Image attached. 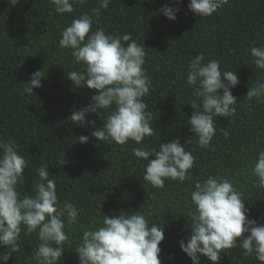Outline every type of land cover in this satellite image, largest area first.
I'll return each instance as SVG.
<instances>
[{
	"label": "trees",
	"instance_id": "1",
	"mask_svg": "<svg viewBox=\"0 0 264 264\" xmlns=\"http://www.w3.org/2000/svg\"><path fill=\"white\" fill-rule=\"evenodd\" d=\"M189 2L111 0L108 9H101L99 24L93 26L114 35L129 32L146 46L144 67L152 89L144 100L153 115L155 134L144 143L152 147L159 140L166 143L178 138L195 157L191 181L166 180L163 188H155L143 180L144 164L132 154V147L140 145L100 142L94 137L82 144L76 138L91 136L93 127L68 120L74 110L90 103L94 93L75 87L67 78L66 73L79 66L71 50L60 48L58 40L72 18L99 6L96 0L76 4L73 13L63 15L55 12L50 0H20L15 6L0 0V139H14L28 162L23 192H31L35 168L47 163L60 199L72 201L81 212L78 223L66 229L69 239L60 264H79L75 250L82 230L101 213H128L141 206L146 216L165 226L159 245L162 264H192L179 241L186 240L191 231L189 193L194 182L208 174L230 178L243 193L249 218L264 223V189L255 187L250 173V161L264 150V103L245 104L243 100L249 87L264 78V70L255 67L250 55L251 47L264 44V0H228L209 17L190 12ZM165 4L179 7L175 21L159 11ZM200 53L205 62L216 59L222 70L237 72L240 80L232 90L238 101L236 115L216 118L217 131L207 148L199 146L185 121L193 112L188 105L193 97L185 83L186 69ZM37 70H42V87L28 95L23 92L24 83ZM89 120L101 125L96 114H90ZM225 129L228 137L223 135ZM64 153L67 163L62 165ZM19 241V252L7 264H37V234L22 228ZM221 257L218 264H260L239 248L226 249ZM201 264L211 262L202 257Z\"/></svg>",
	"mask_w": 264,
	"mask_h": 264
},
{
	"label": "clouds",
	"instance_id": "2",
	"mask_svg": "<svg viewBox=\"0 0 264 264\" xmlns=\"http://www.w3.org/2000/svg\"><path fill=\"white\" fill-rule=\"evenodd\" d=\"M20 0H8L12 6ZM98 7L83 12L60 32L59 47L70 49L73 62L79 67L66 73L77 88L93 90L90 103L74 110L68 120L80 125H91V136L76 139L87 143L94 137L100 142L125 145L129 141L132 154L144 164L143 180L155 188H163L166 180L183 184L192 180L191 169L195 157L186 145L174 139L158 142L149 147L144 141L155 134L152 112L147 111L144 97L151 95L152 80L145 65V44L133 39L131 33L114 35L103 28L93 27L100 22L101 9H108L111 0H96ZM153 2V0H149ZM181 0H175L179 4ZM228 0H190L187 8L200 17H209L222 8ZM57 14L73 13L74 5L86 0H50ZM172 21L177 19L179 7L163 5L160 10ZM252 63L264 70V44L250 49ZM42 70L30 74L23 92L34 94L42 87ZM185 83L192 90L188 103L193 109L186 123L197 137L198 144L207 148L217 128L216 118L236 115L237 98L232 90L239 85L237 72L222 70L220 61L205 62L203 53L197 54L187 65ZM178 99V98H177ZM244 103L255 100L264 103V78L250 86L243 97ZM90 114L100 117L101 125L89 120ZM225 137L229 132L223 130ZM187 143V142H186ZM158 149V150H157ZM151 157V159H150ZM66 164L65 153L60 161ZM250 173L255 177V187L264 189V150L250 161ZM28 162L18 151L12 139H0V261L4 264L19 252V237L23 230L37 234L39 244L34 249L37 264H60L64 243L68 241L67 227L78 223L80 209L70 200H61L55 175L49 164L35 168L36 178L31 192H23ZM191 210L190 235L179 241L180 250L192 261L201 264L205 257L218 264L226 249L239 248L245 257L253 256L264 264V223L249 218L243 193L232 180L222 175L208 174L197 179L189 193ZM102 214L89 227L82 230L75 253L79 264H162L159 245L164 240L165 226L142 211ZM182 215V214H181Z\"/></svg>",
	"mask_w": 264,
	"mask_h": 264
}]
</instances>
